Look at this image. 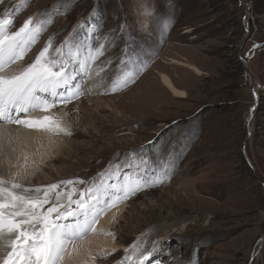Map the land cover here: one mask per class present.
Segmentation results:
<instances>
[{"label": "rangeland", "instance_id": "obj_1", "mask_svg": "<svg viewBox=\"0 0 264 264\" xmlns=\"http://www.w3.org/2000/svg\"><path fill=\"white\" fill-rule=\"evenodd\" d=\"M5 17L14 21L12 32L29 18L41 24L24 65L51 42L49 57L73 61L77 74L71 88L78 94L56 107L81 126L70 131L72 158L50 161L57 178L46 186L58 184L59 203L66 205L73 187L77 200L91 182H113L118 165L129 182L143 175L153 181L114 206L126 205L114 229L123 246L101 264H138L150 251L144 264H249L253 253L252 264H264V0H0ZM184 48L205 59L197 65L203 74L168 60H188ZM84 50L86 71L78 60ZM240 56L259 94L249 137L254 96ZM171 68L186 98L162 86L159 71ZM89 73L101 86L95 94ZM95 97L127 114L96 109L87 122L81 110ZM69 180L85 183H61ZM166 224L173 226L162 243L150 238Z\"/></svg>", "mask_w": 264, "mask_h": 264}, {"label": "snow or ice", "instance_id": "obj_2", "mask_svg": "<svg viewBox=\"0 0 264 264\" xmlns=\"http://www.w3.org/2000/svg\"><path fill=\"white\" fill-rule=\"evenodd\" d=\"M13 24V19H0V137L7 136L11 143V134L3 125L23 126L50 136L60 133L71 135L52 116L35 118L31 114L36 111L46 113L57 102L65 103L75 98L78 93L71 87L66 92H57V89L70 85L74 79L73 61L65 59L58 62L50 58L52 46L49 42L22 70L6 71L15 62L23 60L42 31L41 24L34 23L32 18L14 32L9 30ZM55 51L59 52V49ZM111 90L117 89L113 86ZM157 163L163 167L162 163ZM121 167L118 165L114 176L109 177L113 182L103 179L99 183L93 181L80 191L77 200L71 199L76 192L73 187L67 193L66 205L59 203L61 196L57 194L56 202L46 210H43L44 205L49 204L50 194L58 188V184L26 188L22 183L0 178V239L7 240L6 254L0 257V264H62L74 240L83 237L88 231H96L95 225L102 212L141 187L153 185L148 175H143L134 184L129 182L127 175L121 176ZM17 168L15 177L22 179H27L35 171L29 167L27 158L24 166L18 165ZM151 173L154 175L155 170H151ZM61 183L71 185L85 182L69 180ZM18 189L21 191H16ZM69 218H72L71 221ZM75 250L76 246L73 245ZM152 255L151 251L142 254L138 264H144Z\"/></svg>", "mask_w": 264, "mask_h": 264}, {"label": "bare ground", "instance_id": "obj_3", "mask_svg": "<svg viewBox=\"0 0 264 264\" xmlns=\"http://www.w3.org/2000/svg\"><path fill=\"white\" fill-rule=\"evenodd\" d=\"M88 32L90 36H92L95 31L90 33V31L88 30ZM186 32H190V30L188 31L186 30ZM88 52L89 50H84L83 54L81 55L78 52V60L80 62L79 69H83V68L86 69L87 67L86 60L89 59V55L87 56ZM168 60L171 62V64H178L184 66L189 70L194 71L198 75L204 73V71H202L201 68H199L196 64H194L189 60L181 61L176 58H169ZM24 67H26V65L22 63V60H20L15 62L13 65H11L10 68L7 69L6 71L8 72L19 71L22 70ZM72 69H74L73 66ZM159 75L163 87L167 89L174 97L176 98L187 97V92L177 87L173 78L167 72H165L164 70L159 71ZM75 76H77V74ZM91 77H92V73H89L87 79L90 81L92 79ZM75 80L76 78L74 77L72 82ZM87 85L89 86V84ZM71 86L72 84L66 85V91L68 90V87ZM100 87H101L100 84L98 85V83H96L95 80L90 81L91 93L95 94L99 92ZM62 89L63 88L58 89L57 92L60 93ZM88 103H90L91 105L93 104V106L91 108L82 107L81 110V112H83L82 114L86 117L87 122L90 120L92 121L94 117H92L91 115L93 111L96 112V109L98 110H104V108L108 109L111 111L112 115L115 114L116 116H124V114H127L123 110H121L117 106V104H112L110 102H107V99L95 97L94 100H89ZM62 104L64 103L58 102L56 103L55 107L51 108L46 113L43 111H36L33 112L31 115L35 118H41L43 115H50L54 119L59 120L62 126L66 127L69 131H72L73 134H78L77 129L81 128L79 121L78 122L75 121L76 122L75 123L71 119L72 115L69 113V110H67L66 108L59 111L57 108L58 106L62 107ZM93 108L95 109L92 110ZM21 116H23V114H21ZM107 116L109 115L107 114ZM3 127L7 130L8 133L11 134V143H9V139L7 136L0 137V141H2V144H0V178L4 179L5 181L19 182L22 183L26 188L44 187L46 186L47 183H50L57 178V175L54 174V172L56 173V171L54 170L53 165L50 161L62 155L68 156V158H72L70 156V151L72 150L71 147L72 138L70 136L72 134L66 135L60 133L58 135L50 136L47 133H43L35 129H28L23 126L3 125ZM25 158H27L29 167L35 169L34 174L28 176L27 179L15 177V172L18 170L17 166L18 165L21 167L24 166ZM46 168L50 169V172H47ZM131 183L134 184V180H132ZM7 186L10 187V184H8ZM16 191L20 192L21 190L18 189ZM55 194H60V192H58L57 190V192L55 191ZM60 196L62 197L63 194H60ZM0 198H2V196H0ZM53 202H56V199L52 200L50 198L49 204L44 205L43 210H46ZM125 210H126V205H123L114 208L109 207L107 208L106 211L102 212L101 215H99L98 217V223L95 225L96 231L94 232L88 231L83 237L74 240L72 244L69 245L68 254L65 256L62 264H101L100 262L102 261L101 260L102 258H104L109 254L114 253L117 250L122 249L120 248V246H123V244H121L118 240H116L114 229H116V227L118 226L119 220L124 218ZM71 219L72 218H69V221H71ZM69 221H65V222L67 223ZM172 226H173L172 224H166L154 229L150 233V238H153L155 236L159 237L160 240L158 239V241L162 243L161 241L165 239L164 237H166L168 231L172 229L171 228ZM5 234H6V230H5ZM165 241L167 240H164L163 242ZM261 242L262 243L264 242V238L263 240H261ZM6 244H7L6 239H0V257H3L6 254L5 253ZM73 245L76 246L75 251H73ZM128 246L130 245H126L125 247ZM139 259L140 257H138L136 261L139 262ZM146 264H151V263H146Z\"/></svg>", "mask_w": 264, "mask_h": 264}, {"label": "water", "instance_id": "obj_4", "mask_svg": "<svg viewBox=\"0 0 264 264\" xmlns=\"http://www.w3.org/2000/svg\"><path fill=\"white\" fill-rule=\"evenodd\" d=\"M240 2H242L243 0H239ZM245 7L247 8V4H245ZM244 25H245V32L246 33H249L250 30H249V27H248V19H247V15L245 16L244 18ZM240 60L242 61V64H243V70L245 72V74L249 77V88L254 96V103L252 105V107L250 108V111H249V114H248V117H247V137L250 136L251 134V126H250V123L254 117V112H255V109L258 107V104H259V94H258V91L256 89V86H255V79L253 78L252 76V72L250 71V69L248 68V64L246 62V60L243 58V56H240ZM247 66V67H246ZM244 153H245V156H246V161L248 162L249 166L251 168H253V165H252V162L250 161V159L247 157L246 155V151L244 150ZM261 185H262V188L264 189V183L263 182H260ZM262 238H264V234L262 235ZM257 253H253L252 256H251V259H250V262L249 264H252L253 263V259L254 257L256 256Z\"/></svg>", "mask_w": 264, "mask_h": 264}, {"label": "crops", "instance_id": "obj_5", "mask_svg": "<svg viewBox=\"0 0 264 264\" xmlns=\"http://www.w3.org/2000/svg\"><path fill=\"white\" fill-rule=\"evenodd\" d=\"M183 54L184 56L194 62V64L198 65L199 67L203 65V63L205 62V59L203 57H201L196 50L192 49V48H184L183 50ZM172 68L171 71L169 72L170 76L174 79V81L176 82L177 86L181 89H184L185 87L180 85L178 77L176 76V74L174 72H172ZM163 86V85H162ZM181 86V87H180ZM183 87V88H182ZM186 90V89H184Z\"/></svg>", "mask_w": 264, "mask_h": 264}]
</instances>
